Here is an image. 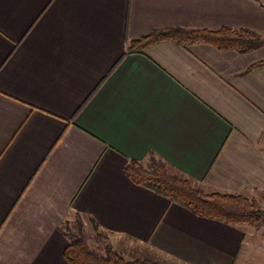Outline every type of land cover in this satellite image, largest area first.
Masks as SVG:
<instances>
[{
    "label": "crops",
    "instance_id": "obj_1",
    "mask_svg": "<svg viewBox=\"0 0 264 264\" xmlns=\"http://www.w3.org/2000/svg\"><path fill=\"white\" fill-rule=\"evenodd\" d=\"M260 1L0 0V264H67L70 215L130 261L264 264L251 258L264 226L196 217L123 172L153 153L204 192L264 209V63L250 69L264 46L126 54L159 28L264 36Z\"/></svg>",
    "mask_w": 264,
    "mask_h": 264
},
{
    "label": "trees",
    "instance_id": "obj_2",
    "mask_svg": "<svg viewBox=\"0 0 264 264\" xmlns=\"http://www.w3.org/2000/svg\"><path fill=\"white\" fill-rule=\"evenodd\" d=\"M261 5L260 0H256ZM161 42H170L180 47L203 43L219 51L253 52L264 46V36L248 28H159L145 37L127 42L126 54H141L147 47ZM257 62L250 69L263 64ZM123 172L136 186L147 189L170 202L186 209L194 216L211 219L227 226H264V210L251 199L241 195L204 192L182 174L169 168L166 162L149 153L144 161L128 160ZM94 229L98 226L92 218ZM80 222V221H79ZM68 240L63 251L67 264H153L147 260H126L110 246L103 251L91 248L82 234V222L77 231H69L67 222L58 229ZM99 239L102 236L97 235Z\"/></svg>",
    "mask_w": 264,
    "mask_h": 264
},
{
    "label": "rangeland",
    "instance_id": "obj_3",
    "mask_svg": "<svg viewBox=\"0 0 264 264\" xmlns=\"http://www.w3.org/2000/svg\"><path fill=\"white\" fill-rule=\"evenodd\" d=\"M206 192H208V191H206ZM262 199L264 200V194L262 195ZM79 221L82 222V234H83V237H84L86 243L91 248H93V249H95L97 251H103V247H101V245L99 247H97L95 245L96 242L94 241L95 238L99 240L97 235L100 234L101 236H103L102 233H94V231H96V230L93 228L91 223L89 221H87L85 218H81V217L76 216V215H72V216L70 215L68 217V220H66L64 222H67L68 230L74 232V231H77L78 226L80 225ZM261 235H262V239H263V234L261 233ZM263 253L264 252L262 250L258 249V248L254 249V253L251 252L252 260H258ZM126 260H128V259H126ZM236 264H239V261H236ZM255 264H257V263H255Z\"/></svg>",
    "mask_w": 264,
    "mask_h": 264
}]
</instances>
